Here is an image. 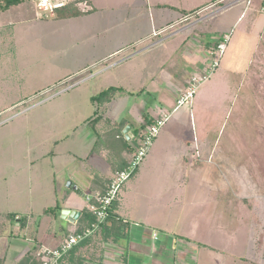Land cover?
<instances>
[{"label":"rangeland","instance_id":"1","mask_svg":"<svg viewBox=\"0 0 264 264\" xmlns=\"http://www.w3.org/2000/svg\"><path fill=\"white\" fill-rule=\"evenodd\" d=\"M235 2L239 4L227 7L224 12L240 11L239 15L243 17L233 25L231 18L225 20L226 31L220 36H225L224 39L228 36L229 39L225 42L226 51L220 66L209 79L211 82L208 85L211 86H203L209 80L200 84L192 102L186 105L191 106L200 97L203 100L204 105L197 108L198 121L204 128L209 126L208 147L215 150V158L225 150H264V37L257 39L255 33L248 32V21L254 6H248L247 0H222L220 7ZM48 14L54 15L43 14L34 0L0 14V260L4 264H21L28 258L29 252L40 256L39 242L50 247L46 241L64 239L62 226L68 228L69 225L58 217L45 216L43 212L49 207L62 208L71 197L79 205L88 204L80 192L69 185L71 180L68 179L67 167L78 166L88 176L93 168L100 172L111 170L101 156L94 155L87 161L64 152L90 150L92 147L90 137L94 131L88 123L96 114L100 115L102 109L99 110L91 98L106 86L98 80L100 77L82 84L80 80L107 68V64L100 62L98 68L91 66L79 72L92 60H75L71 52L73 40L68 41L63 36L66 31L63 23L49 21ZM209 24L214 26L210 21L205 26ZM254 44L258 45L256 58L250 51ZM232 51L240 55L241 64L247 68L240 90L223 79V66L227 59L233 58ZM153 56L150 55L151 59ZM178 61L190 63L181 57ZM257 67L259 70H256ZM194 77L202 80L194 74L189 84ZM250 91L254 94H249ZM163 92H152L150 96L145 94L141 98L119 99L111 105L113 111L106 116L113 119L122 116L130 120L128 126L132 123L137 126L136 123H140L145 115L140 106H147L154 116V109L160 108ZM172 116L167 125L174 122ZM101 126L97 124L96 127L100 129ZM194 140L192 137L193 150ZM257 158L261 161L256 163L252 176L258 177L261 183L264 182V155ZM227 167L226 174L236 172ZM246 178L242 180L246 185L255 181ZM81 182L84 183V179ZM244 188L239 190L240 193H249L251 187ZM256 190L263 197L257 195L251 198V204L246 206L249 211L241 210L240 218L237 213L235 217L232 212L230 215L226 212L225 218L220 220L219 231L201 222L202 225L185 227L186 232L183 231L194 242L178 238L175 245L172 240L171 244H163L162 251L171 258L165 257L162 263L264 264V190ZM9 213L24 218V226L9 219ZM94 243L88 250L98 264L111 247L99 238H95ZM182 244L189 249L182 248Z\"/></svg>","mask_w":264,"mask_h":264},{"label":"crops","instance_id":"2","mask_svg":"<svg viewBox=\"0 0 264 264\" xmlns=\"http://www.w3.org/2000/svg\"><path fill=\"white\" fill-rule=\"evenodd\" d=\"M220 2L222 0H86L85 6L90 12L83 15L56 20L53 18L55 13L48 14L49 21L63 23L62 26L66 29L63 36L67 37L68 41L73 40L71 52L75 60H92L79 72L91 66H99L102 62L107 64V68L83 78L80 84L100 77L98 80L106 86L104 90L111 87L122 90L110 103L100 108L103 117L98 123L102 125L99 130H103L108 122L125 121L127 126L130 124V120L125 117L113 119L106 116L113 111L111 105L117 100L141 98L145 94L150 96L152 92L160 90L164 91V95L159 102L160 108L154 109V116L147 106H140L145 111L142 121L136 123L137 126L131 122L132 135L129 138L124 134L127 126L123 135L132 145L134 152L141 140L139 136L134 135L136 130H141L142 126L146 125L145 132L166 113L169 115L166 122L172 114L175 119L169 125L165 123L167 126L164 125L165 129L160 131L143 163L130 182L124 186L121 198L117 199L116 212L129 226L125 230L126 235L121 239L105 242L107 247L111 248L107 249L103 264H163L165 257L171 258L162 251L163 244L172 242L175 245L178 238L189 243L194 242L187 237L185 227H196L203 222L204 225L219 231L220 220L225 218L226 212L229 215L232 212L235 217L237 213L240 218L243 212L241 210L249 211L246 206L251 204V198L263 195L256 189L260 188L262 192L264 182L260 183L258 177L253 178L252 171L256 163L261 161V158L257 157H262L264 150H225L219 152L220 156L215 158V150L208 147L209 126L204 128L198 121L197 108L204 105L201 97L194 100L191 106L176 110L177 102L183 90L188 88L191 76L198 74V77L203 79L202 85L216 72L208 75L207 66L219 44L226 42L225 36H220L226 31L225 20L231 18L233 25L243 17L239 15L240 11L227 14L224 12L227 7L239 4L238 2L225 7H220ZM247 5L254 6L247 31L250 34L255 33L257 39H262L264 0H251L250 4L247 0ZM206 12H210L209 15H206ZM209 21L213 23V27L211 24L205 26ZM168 31L171 32L165 35ZM257 50V44L250 47L253 58L257 57ZM152 54L154 56L151 59ZM232 54L233 58L227 59L223 66V79L228 85H235L236 89L240 90L247 68L241 64L238 53L232 51ZM180 57L188 59L190 63L179 62ZM219 74L220 72L216 77ZM205 77L208 78L204 79ZM210 82L209 80L203 86ZM252 92L249 94L253 95ZM260 99L262 100V97ZM192 137L195 139V150L191 147ZM239 138L241 140L242 136L239 135ZM97 139L94 132L90 137V150L64 151L87 161L94 155L101 156L111 169L100 172L93 168L88 176L81 172L78 166L67 167L68 179L71 180L69 185L80 192L86 202L89 196L105 193L114 175L121 171L125 160L131 161L133 155V152L123 153L122 160L117 158V164L114 166L108 161L106 151H93ZM262 145L264 147V142ZM242 162L246 165L242 166ZM227 166L236 172L230 171L226 174ZM244 178L255 181L246 185L242 181ZM82 179L84 183L81 182ZM244 187H251L249 193H240L239 190L242 191ZM71 198L67 199L58 216L69 225L68 228L62 226L64 239L46 241L50 247L38 241L41 253L44 250H56L60 242L71 233L88 227V204L79 205ZM63 210L76 211L80 213V217L72 223L62 217ZM89 213L91 214L90 211ZM92 236L93 234L86 238L91 239V242L81 251L95 245V237ZM200 243L198 242L199 245ZM181 247L189 249L185 244Z\"/></svg>","mask_w":264,"mask_h":264},{"label":"trees","instance_id":"3","mask_svg":"<svg viewBox=\"0 0 264 264\" xmlns=\"http://www.w3.org/2000/svg\"><path fill=\"white\" fill-rule=\"evenodd\" d=\"M28 1L30 0H0V14L10 10L13 7L20 6ZM88 12H90V10L82 11L74 5H67L63 8L56 9L54 12L55 16L53 18L56 20L68 19L83 15ZM121 91L122 90H120L119 88L111 87L107 90L102 91L98 95L93 96L91 98V101L100 110L101 107L110 103ZM102 117L103 114H96L95 118L88 123V125L93 128V131L95 132L98 138L95 146L93 147V151L96 153H99L100 151H106L105 153H107L108 161H111V164L116 166L117 158H120V160H122L123 153L131 154L133 152L132 145L129 144V142L123 135V130L127 126V122H108V125H106L103 130H99L96 126L100 122ZM145 128L146 125H143L141 130H136V134L134 135L136 137L139 136L140 138H142ZM129 164L130 161L125 160V164L120 168V170L125 169ZM101 194H104V192H102ZM116 205L117 200L114 201L112 206L110 207L106 222L101 224L93 234L95 238H99L102 242H109L110 240L114 239L119 240L126 235L125 230L128 228L129 223L117 214ZM60 211L61 207L56 206L45 210L43 213L44 215H52L54 217H58ZM7 217L13 221L20 222L21 226L23 225V223H25V219L20 218V216L17 214L9 213ZM86 217L88 219V223L86 224V226L91 227V225L95 222V217L92 213L90 214L88 211L86 212ZM82 230H84V228L81 230L79 229L78 232H81ZM90 242L91 239L89 238L82 241L80 244L74 247L68 254H66L61 259L59 264H93L94 259L92 256V252L88 250L89 248L87 250L81 251L82 248L87 247L86 245H88ZM42 262V256H37L33 252H29L28 258H25V260L21 264H42ZM0 264H4V261L0 260ZM98 264H103L102 259L100 260V262H98Z\"/></svg>","mask_w":264,"mask_h":264},{"label":"built area","instance_id":"4","mask_svg":"<svg viewBox=\"0 0 264 264\" xmlns=\"http://www.w3.org/2000/svg\"><path fill=\"white\" fill-rule=\"evenodd\" d=\"M86 0H34L39 11L43 13L54 14L56 9L63 8L67 5H74L81 10L87 11L85 6ZM251 0H248V4ZM85 6V7H83ZM226 37V41L228 40ZM226 51L225 43L219 44L218 48L212 55V61L209 64L208 75L212 74L219 66L224 53ZM205 77L204 79H207ZM203 80V79H202ZM201 79L194 77L191 84L184 93L181 94L176 110L182 106H186L192 102L195 92L202 83ZM169 115L164 114L162 118L158 119L153 125L149 126L144 132L140 142L136 145L130 164L123 170L118 171L112 178L108 189L104 194L98 193L87 198V209L95 217V223L91 227H87L81 232L71 233L56 250H44L40 256L43 257L42 264H59L61 259L68 254L75 246L85 240L87 237L94 234L99 226L106 222L108 218L109 209L113 202L119 197L121 189L133 178L148 152L150 151L155 139L158 137L161 128L165 125Z\"/></svg>","mask_w":264,"mask_h":264},{"label":"water","instance_id":"5","mask_svg":"<svg viewBox=\"0 0 264 264\" xmlns=\"http://www.w3.org/2000/svg\"><path fill=\"white\" fill-rule=\"evenodd\" d=\"M124 134L127 136V138H129V136L132 135L131 132V126H127V128L124 131ZM62 217L72 223H75L79 217H80V213L76 212V211H68V210H63L62 211ZM95 223V222H94ZM93 223V224H94Z\"/></svg>","mask_w":264,"mask_h":264}]
</instances>
